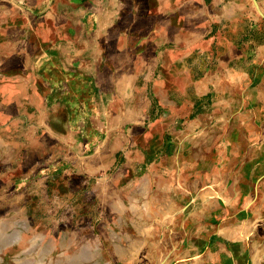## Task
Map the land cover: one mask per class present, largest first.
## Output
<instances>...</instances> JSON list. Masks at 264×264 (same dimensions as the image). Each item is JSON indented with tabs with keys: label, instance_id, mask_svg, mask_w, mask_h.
I'll return each instance as SVG.
<instances>
[{
	"label": "rangeland",
	"instance_id": "374dc122",
	"mask_svg": "<svg viewBox=\"0 0 264 264\" xmlns=\"http://www.w3.org/2000/svg\"><path fill=\"white\" fill-rule=\"evenodd\" d=\"M0 264H264V0H0Z\"/></svg>",
	"mask_w": 264,
	"mask_h": 264
},
{
	"label": "crops",
	"instance_id": "0c3cea01",
	"mask_svg": "<svg viewBox=\"0 0 264 264\" xmlns=\"http://www.w3.org/2000/svg\"><path fill=\"white\" fill-rule=\"evenodd\" d=\"M69 31H71V30L69 29ZM70 40H71V41H70L71 43H74V42H73L74 40H72V39H70ZM72 47H73V45H72ZM77 47H78L80 50L82 49L81 46H77ZM81 61H82V59L79 58L78 62H81ZM71 63H74V61H72ZM82 63H83V62H82ZM225 202H226V200L224 201V203H225ZM225 206H226V205H224V207H225Z\"/></svg>",
	"mask_w": 264,
	"mask_h": 264
}]
</instances>
